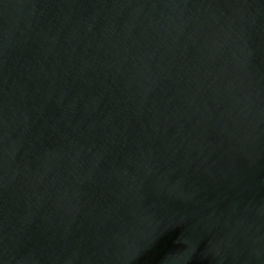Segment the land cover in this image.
<instances>
[{
  "label": "water",
  "instance_id": "water-1",
  "mask_svg": "<svg viewBox=\"0 0 264 264\" xmlns=\"http://www.w3.org/2000/svg\"><path fill=\"white\" fill-rule=\"evenodd\" d=\"M0 264H264V0H0Z\"/></svg>",
  "mask_w": 264,
  "mask_h": 264
}]
</instances>
